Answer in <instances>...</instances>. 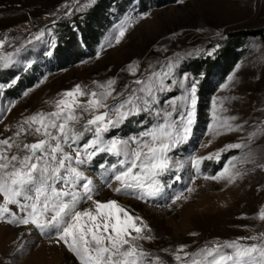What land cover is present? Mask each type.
<instances>
[{"label": "rangeland", "instance_id": "obj_1", "mask_svg": "<svg viewBox=\"0 0 264 264\" xmlns=\"http://www.w3.org/2000/svg\"><path fill=\"white\" fill-rule=\"evenodd\" d=\"M118 1L0 0V39L7 37L0 47V56L11 53L12 60L8 64L0 61V67L13 62L22 64V56L30 47H42L50 54L55 37H62L60 30L56 31L58 24L71 18L77 22L83 20L85 12L96 3L106 8L108 16V21L97 29L100 34L96 41L88 47L93 53L84 56L81 62L46 74L17 100L2 99L0 91V138L12 136L25 117L38 111H52L51 102L77 84L94 90L93 81L114 79L119 92L126 84L136 87L132 81L143 79L153 71L170 73L164 77V83L171 86V91L158 93L160 107H165L163 101L183 95L193 83L196 86V120L191 136L170 152L173 159L183 162V167L173 168L160 177L163 191L158 196L140 198L139 192L114 191L117 182L107 179L99 165L106 160L114 162L115 158L101 154L84 167L96 186L94 199L116 200L131 215L141 218L148 226L146 234L153 239L140 243L146 250L163 256L169 264L175 262L161 249L175 250L183 244L191 252L207 242L264 231V222L255 218L257 210L264 206V168L258 166L264 164V135L248 140L249 133L264 121V40L249 39L246 53L221 82L211 74L205 80L204 70L188 68L193 60L204 61L218 55L229 32L264 27V0H174L156 7L155 3L162 0H136L145 10L142 12L136 9V2L126 10L131 0H123L124 9L117 10ZM126 19L131 20V25L117 43L118 27ZM71 26L74 28V24ZM96 27L97 24L90 28ZM79 29L85 37L84 29ZM41 31L44 32L41 39L34 40ZM129 65H138L135 73L128 71ZM230 76L232 80L228 79ZM181 81L184 87L180 86ZM2 87L0 84V90ZM209 88H213L210 93ZM214 100L222 101L226 111L220 114L235 116L233 124L242 125L241 130H221V134L215 135L209 129L213 123ZM150 123L151 117L142 113L128 117L106 135L128 137ZM235 143L248 147L220 151ZM249 150L254 162L241 163ZM217 152L218 159L213 156L201 160L199 170L192 167V158ZM233 157L237 158V168L245 173L242 178L233 184L206 178L221 172ZM9 207L18 212L14 205ZM81 207H91V202L85 201ZM0 264H79V261L62 242H57L54 231L42 233L32 225H10L0 219Z\"/></svg>", "mask_w": 264, "mask_h": 264}, {"label": "snow or ice", "instance_id": "obj_2", "mask_svg": "<svg viewBox=\"0 0 264 264\" xmlns=\"http://www.w3.org/2000/svg\"><path fill=\"white\" fill-rule=\"evenodd\" d=\"M130 25V19L119 25L117 43ZM43 35L41 31L33 39L40 40ZM6 39H0V47ZM0 61L11 63V53L0 56ZM137 68L138 65H129L128 71L135 73ZM168 75L153 71L132 81L136 87L126 84L119 92L114 79L93 81L94 90L77 84L51 102L52 111L25 117L12 136L0 138V219L10 225H32L42 233L54 231L57 242H62L79 264H169L140 243L153 239L146 234L148 226L141 218L131 215L116 200L94 199L96 186L84 171L94 158L105 154L115 160H106L99 167L107 179L117 182L114 191L139 192L140 198L155 197L163 191L160 177L183 167V162L173 159L170 152L189 140L197 102L193 83L183 95L163 101L165 107H160L158 93L171 91V86L164 83ZM179 83L184 87L182 81ZM224 111L222 101L214 100L209 129L215 135L221 130L242 129V125L233 124L235 116L220 114ZM142 113L151 117V123L142 131L128 137H107L128 117ZM258 135H264V121L249 133V142ZM246 147L247 144L235 143L220 151ZM213 156L218 159L219 152L192 158L191 165L199 170L201 160ZM252 157L249 150L240 162L252 163ZM236 161L233 157L221 172L206 178L233 184L245 174L237 168ZM258 166L264 168V164ZM85 201H90L91 207L82 208ZM10 205L18 212L12 211ZM255 218L264 222V206L257 210ZM186 248L181 244L175 250L161 252L169 253L175 264H264V231L207 242L191 252Z\"/></svg>", "mask_w": 264, "mask_h": 264}, {"label": "trees", "instance_id": "obj_3", "mask_svg": "<svg viewBox=\"0 0 264 264\" xmlns=\"http://www.w3.org/2000/svg\"><path fill=\"white\" fill-rule=\"evenodd\" d=\"M122 1H118L117 10H119V7L124 9V1L123 3ZM173 1L162 0V2L155 3L154 7ZM134 2H136L138 11H145L142 10L136 0H131L126 10ZM104 9L106 8L100 3H96L85 12L83 20H78L77 22L75 18H71V21L59 23L56 31L59 29L62 37L60 39L55 37V45L50 54L42 47L35 49L30 47L27 49V53L22 56V64L13 62L9 66L0 67V84L3 86L0 90L2 99L6 101L17 100L25 90L36 86L46 74L67 69L81 62L84 56H89L92 51L88 47L96 41L97 36L100 34L97 29H101L105 22L108 21V16ZM71 23L74 24V28H72ZM95 24L98 27L92 30L90 27L91 25L95 26ZM80 27L84 29L85 37L80 31ZM255 38L264 40V27L229 32L224 45L218 51V55L204 59V61L201 59L199 61L193 60L188 64V68L192 66L196 71L204 70L206 72L205 80H208L209 74H211V76L213 75L212 77L221 82L231 72L240 57L246 53L248 49L247 41ZM75 45L81 47V50H78ZM26 61L29 62V65L25 64ZM216 75L222 78L220 79ZM204 82H202V85ZM211 91H213V88H209V93Z\"/></svg>", "mask_w": 264, "mask_h": 264}]
</instances>
